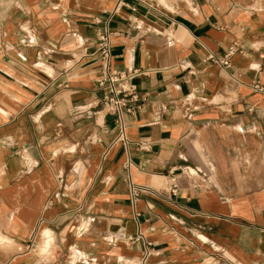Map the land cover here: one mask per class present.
<instances>
[{
    "label": "crops",
    "instance_id": "1",
    "mask_svg": "<svg viewBox=\"0 0 264 264\" xmlns=\"http://www.w3.org/2000/svg\"><path fill=\"white\" fill-rule=\"evenodd\" d=\"M107 29L112 68L152 70L124 139L97 105ZM254 81L264 0H0V264H138L147 242L149 264H264Z\"/></svg>",
    "mask_w": 264,
    "mask_h": 264
},
{
    "label": "built area",
    "instance_id": "2",
    "mask_svg": "<svg viewBox=\"0 0 264 264\" xmlns=\"http://www.w3.org/2000/svg\"><path fill=\"white\" fill-rule=\"evenodd\" d=\"M111 31L105 30L98 37L97 48L95 54L101 61L102 71L100 76L95 79L97 86L104 90V95L97 101V105L102 106V110L106 114L114 117L119 130V137L125 138V130L127 127V117L142 110L144 104L149 98L148 92H143L135 83V79L139 76L146 75L150 69H128L117 70L111 66ZM238 51L237 46L230 47L229 50L221 57L210 54L207 59L218 62L223 68L227 69L231 65L230 57ZM18 57L26 61L27 57L22 53H18ZM253 91L264 94V82L254 81L250 84ZM143 148H148L145 144ZM131 163H128L130 167ZM195 172L200 173L199 169ZM146 191V188L130 182L129 195L132 203L136 205L140 199V195ZM138 237L145 238L144 233L139 230ZM147 250L139 258L138 264H149V257L152 255L150 244L147 242Z\"/></svg>",
    "mask_w": 264,
    "mask_h": 264
},
{
    "label": "rangeland",
    "instance_id": "3",
    "mask_svg": "<svg viewBox=\"0 0 264 264\" xmlns=\"http://www.w3.org/2000/svg\"><path fill=\"white\" fill-rule=\"evenodd\" d=\"M1 240L2 238H0V249L8 247V244H6L5 242H2Z\"/></svg>",
    "mask_w": 264,
    "mask_h": 264
}]
</instances>
